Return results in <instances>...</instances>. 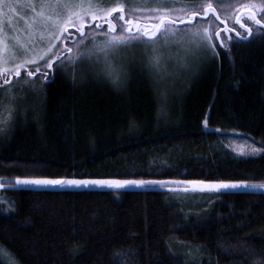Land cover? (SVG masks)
<instances>
[{"label":"trees","instance_id":"16d2710c","mask_svg":"<svg viewBox=\"0 0 264 264\" xmlns=\"http://www.w3.org/2000/svg\"><path fill=\"white\" fill-rule=\"evenodd\" d=\"M221 2L229 0H214ZM123 3L157 6V0ZM255 29L248 41L229 42V52L218 49L215 60L194 59L161 40L158 67L150 62L151 45L133 43L112 58L126 74L120 87L95 56L75 66L76 84L71 67L42 88L39 73L35 87L14 78L17 114L0 135V248L18 264H114L115 252L126 253L120 257L126 264L264 260V191L174 201L160 187L11 185L16 177L73 175L263 182L264 153L245 156L232 146L234 138L264 146V33ZM5 201L14 212L5 211ZM0 264L8 262L0 257Z\"/></svg>","mask_w":264,"mask_h":264},{"label":"snow or ice","instance_id":"6c2138e0","mask_svg":"<svg viewBox=\"0 0 264 264\" xmlns=\"http://www.w3.org/2000/svg\"><path fill=\"white\" fill-rule=\"evenodd\" d=\"M177 4L181 6L177 7ZM138 13L147 14L151 22H141ZM217 21L223 25L222 28ZM237 25L243 31L237 30ZM252 25L256 26L257 33H264V0H229L221 3H214V0H192L191 3L185 0H157L154 7H128L123 0H114L109 4H104L102 0H0V96L9 101L4 104L0 100V135L17 114L12 107L16 99L13 93L14 78L20 87H35L32 78L39 73L42 88L44 82H54L58 72H67L71 67V80L76 84L75 66L84 60L91 61L95 56V62L103 64L102 74L106 79L120 87L126 74L112 58L122 48L133 43L151 45L153 55L150 62L154 67L159 66L161 57L155 45L161 40L165 46L171 42L182 47L194 59L210 57L215 60L220 55L218 49L226 53L230 51L229 42L248 41L254 33ZM203 123L207 127V118ZM262 153L264 146L256 147L253 144L240 154L256 156ZM173 184L184 185L185 192L189 190L187 186L214 193L241 188L264 190V182L248 180L178 181L84 178L75 175L16 177L12 186L121 190L133 186L163 188ZM4 187V182L0 180V189ZM5 203L9 204L5 211H15L13 202ZM121 255L126 253H113L114 264H126L120 259ZM0 257L6 259L8 264H18L3 248H0ZM258 264H264V260Z\"/></svg>","mask_w":264,"mask_h":264},{"label":"rangeland","instance_id":"374dc122","mask_svg":"<svg viewBox=\"0 0 264 264\" xmlns=\"http://www.w3.org/2000/svg\"><path fill=\"white\" fill-rule=\"evenodd\" d=\"M140 16V15H138ZM141 17V22H145L147 20V22H151V19L147 16H140ZM127 18V17H126ZM248 23H251L250 21H246ZM218 24H220L219 21H217ZM229 24L231 25V21H229ZM222 27L223 25L220 24ZM238 26V25H237ZM253 29L256 28L255 25H252ZM237 30L243 31L242 29H239V26L237 27ZM167 57L169 59L172 58V55H168ZM232 146L238 150V151H247L248 146L252 145L250 142L242 140L240 138H234L232 141ZM24 177V176H23ZM2 180V179H0ZM3 181V180H2ZM5 181V180H4ZM13 182H15V178L14 180H12ZM10 181V182H12ZM178 181H183V180H178ZM264 182V181H263ZM253 183H259V182H253ZM14 183H12L11 185H13ZM20 187V186H17ZM153 188V187H159V186H147V187H128L125 189H142V188ZM184 185H167L165 187H163L164 189L168 190L174 189L173 191H169L170 194L172 195V199L174 201H176L177 199L182 200V201H207L209 199V195L211 194H215L214 192H208V191H200L199 189H193L192 186H187L189 188V190L187 192H185L184 189ZM30 188H35V189H109V188H97V187H90V188H60V187H49V188H43V187H36V186H32ZM161 188V187H160ZM122 190V189H121ZM225 191H264V190H260V189H235V190H225ZM4 201V197L2 195V189H0V203ZM8 262V261H7Z\"/></svg>","mask_w":264,"mask_h":264}]
</instances>
